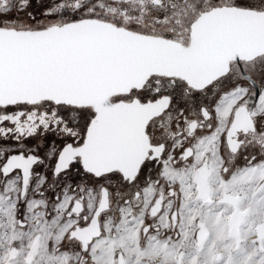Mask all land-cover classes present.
I'll return each mask as SVG.
<instances>
[{"label":"snow or ice","instance_id":"1","mask_svg":"<svg viewBox=\"0 0 264 264\" xmlns=\"http://www.w3.org/2000/svg\"><path fill=\"white\" fill-rule=\"evenodd\" d=\"M0 264H264V0H0Z\"/></svg>","mask_w":264,"mask_h":264}]
</instances>
